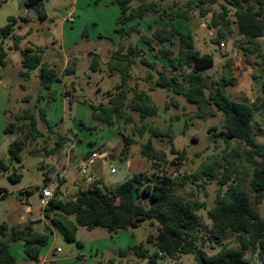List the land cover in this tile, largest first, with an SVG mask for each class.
Here are the masks:
<instances>
[{"label":"trees","instance_id":"1","mask_svg":"<svg viewBox=\"0 0 264 264\" xmlns=\"http://www.w3.org/2000/svg\"><path fill=\"white\" fill-rule=\"evenodd\" d=\"M45 0H24L23 9L26 13L30 9L36 11L33 16L42 21L46 15L40 8ZM133 0H114L119 7L120 16L115 21L113 33L120 39L139 36L141 42L147 45L148 51H153V58L161 59L157 62L141 56L142 49L137 44H128L112 53L105 63L109 73H117L120 83L115 92L106 93V104H88L90 116L93 121L104 126H113L122 121L127 124L133 122L132 114H136L142 122L141 127H136V133L141 137L145 132L148 138L139 147L141 157L148 160L155 169H159L167 162L166 152L158 150L153 145V139H166L170 152L176 157L171 163L178 168L182 165L185 150L174 149V132L171 127L163 130L147 126L144 120L157 115L158 107L152 101L148 91L139 88L126 89L131 78V71L136 64L148 68L145 81L149 82V90L161 89L172 94L173 97H182L184 101L196 109V117L214 115V108L223 116L222 130L219 136L229 146L231 141L243 145V158L251 167V179L248 190L244 188L239 167L231 159L226 160L222 166L216 160L202 163L192 174L195 180H210L219 175L218 182L221 187L226 186L223 193H218L216 204L206 211L210 221L207 240L221 242L227 234L233 235L236 248L226 244L220 245L213 252L204 251L199 245V215L198 210L203 203L186 200L174 191L175 185L183 186L184 179L178 182L169 175L158 174L155 177H145L144 174L134 175L116 187H99L100 180H95L91 187L82 190L76 189L71 197L62 199L54 196L42 208V217L47 222V227L40 229L34 221H26L21 226L8 225L0 222V264H20L19 260L10 250L11 244L20 243L24 261L39 262L42 249L48 244L51 229H56L69 243L82 247L76 238L77 227L92 230L96 227L104 228L110 233L118 230L138 227L142 222L157 224L156 232L149 234L146 243L155 248L150 252L149 247L139 245L128 248L140 259H147L148 264H154L159 257L175 259L181 255H192L195 264H253L246 258V252L251 250L257 253L261 248L264 251V218L259 213L257 206L264 198V142H256L253 137V119L257 111L255 102H242L232 99L225 92V87L232 83L231 74L225 73L220 79L212 82V89H208L205 76L202 72L211 68L214 60L211 54L201 53L194 44L192 34L181 32L173 23L168 27H156L150 38L141 35L140 29L133 24H126L133 19H142L149 13H159L155 3H141L136 8H131ZM220 11L211 13L207 28L215 30L212 43L219 45L220 40L232 33V24L236 26L237 34L242 37V43L256 46L257 41L264 36V0H224ZM192 1L185 5L184 10H163L159 18L187 20ZM233 11L234 21L230 19ZM203 15V12H202ZM30 15L9 16L7 23L0 27V67L7 63V51L18 49L22 36L14 34L21 23H28ZM11 40V45L5 47V41ZM110 41L112 39L109 38ZM155 43L156 47L151 46ZM43 49L38 46L28 47L22 51L21 69L19 75L28 79L33 71H37L38 84L41 90L47 92L48 103L54 100V83L60 81L58 71L50 66L41 56ZM229 67V62H226ZM98 56L94 55L90 64L91 71L98 70ZM67 74H73V68L65 69ZM130 92V96H129ZM70 92L65 90L63 96L68 97ZM41 98L40 96L38 99ZM71 101V100H69ZM177 106L175 100L168 105ZM167 108V105H166ZM35 114L30 109H23L21 114L15 115L13 121L7 123L2 130L3 134L17 132L21 137L10 142L8 154L12 161L20 163L21 152L28 140L36 141L44 136L39 129L40 121H45V111ZM82 126L83 123L80 121ZM185 127V124H184ZM214 128L208 131L212 132ZM123 149L121 154L126 155L128 147L135 143L124 134H121ZM63 138L57 143L61 147ZM54 149L43 148L44 154H54ZM91 152H87L90 155ZM221 169V170H219ZM0 171L8 173L11 182H18L20 175L15 171L10 172V167L0 158ZM237 175V178H233ZM236 179V180H233ZM62 182L58 184L60 188ZM44 185H47V178ZM30 193V190L27 191ZM7 196V191L0 187V200ZM148 197L149 204H143L142 198ZM122 250L120 254H124Z\"/></svg>","mask_w":264,"mask_h":264},{"label":"rangeland","instance_id":"2","mask_svg":"<svg viewBox=\"0 0 264 264\" xmlns=\"http://www.w3.org/2000/svg\"><path fill=\"white\" fill-rule=\"evenodd\" d=\"M189 1H192V4L188 19H176L174 25L181 32L192 34L195 47L202 54L212 55L213 66L202 72L208 89H212V82L220 79L225 73L231 74L233 81L225 87V92L236 101L257 104L253 119V137L256 142H264V36L257 41L256 46H249V50H245L246 44L242 43V37L237 34L236 26L232 24V33L220 40L224 43V48L212 43L215 30L207 28V23L211 13L220 11L221 5L225 4L224 0H133L130 4L132 8L138 7L141 3H155L159 13H149L142 19H133L126 26L136 24L141 35L150 38L156 27H168L172 23L168 18L158 17L163 10H184ZM253 2L254 0L247 1V3ZM72 7L76 9L74 13L76 21L72 25L70 43L77 41L79 49L76 52L77 58L68 60L67 68H75V72L67 74L63 71L62 82L53 84L54 100L49 103L47 92L38 99L32 91L30 100L22 99L21 93L13 88L9 108L7 112L0 114V158L9 165L11 173L15 171L20 175L18 182H11L7 177L8 173L0 171V187L7 191V196L0 200V216L4 212L15 214V217L7 218L8 225L21 226L27 221L28 213L24 212L26 205H30L32 211L40 208L39 190L44 186L46 177H49L47 180L49 183L57 181L59 175L68 174L70 180H66L63 185L67 191V198L74 193L72 184L87 189L95 180H100L99 187L103 189L116 187L132 177L131 171L135 170L134 165L129 168L127 162L120 158L123 149L121 134L135 142L133 144L136 145L132 144L135 150L139 149L140 144L149 136L147 132L141 137L136 133L135 128L142 126L136 114H132V123L118 121L113 126L107 127L92 120L88 104H106V93L115 92L119 85V75L109 73L105 63L121 45L125 47L128 44H137L142 49L141 56L144 58L155 61L158 65L163 61L153 58L154 52L147 50V45L140 41L139 36L132 35L127 39H120L113 33L114 23L119 16V9L114 0H45L40 6L43 11L45 9L46 12L56 15L55 19L60 18ZM22 10L20 0H0V27L7 23L9 16L18 17ZM232 14L231 10L230 19L234 21ZM44 28L60 40L59 25L56 27L45 25ZM10 41V39L5 41V47ZM151 46L156 47V44L153 42ZM56 52H58L56 58H59L57 54H61V51L58 46ZM9 54L10 57L15 56L11 52ZM94 55L98 56L99 61L98 70L95 72L90 69ZM226 62H229V67L225 65ZM55 63L56 70L59 71L62 62L59 60ZM148 71L145 66L136 64L131 71L126 89L133 88L137 84L139 88L148 91L158 107V113L144 120V123L160 130L171 127L174 132V149L185 150L186 157L182 165L176 168L171 163L176 155L170 152L166 139H153L154 147L166 152L167 162L158 170L148 164L147 171L142 174L150 178L158 174H166L177 182L184 179L185 184L175 185L174 191L186 200L203 203V207L198 210V245L204 251L209 253L216 251L222 244L236 248L237 245L233 242L231 234H227L219 243L208 241L206 238L211 224L206 211L216 204L217 194L223 193L226 186L219 185V175L210 180L203 178L195 180L191 174L202 163L209 162V158L218 161L222 166L226 165L227 159H231L239 167L241 174L238 177L242 180L244 188L248 190L252 169L243 158L244 146L238 145L235 141H231L229 146L223 142L218 135L222 130L223 116L214 108L211 109L213 116L207 114L203 118H197L195 107L187 104L182 97H173L171 93L161 89L149 90L150 83L145 81ZM63 84L70 92L68 99L62 95ZM172 99L177 102L176 107L168 105ZM46 106L45 121H40L38 125L44 136L36 141L28 140L21 152L20 163L12 161L8 154V145L21 136L17 132L3 134V128L13 121L15 115L21 114L23 109H30L38 114ZM80 121L83 123L82 126L79 124ZM210 128L214 130L209 132ZM60 138H63L61 147L54 149ZM43 148L54 149V154L46 156L41 152ZM104 148L116 149L113 160H107L106 167H103L99 160H95L93 164L85 162V167H80L88 151ZM37 153L42 157L37 156ZM110 164L113 165L115 173L110 172ZM233 178H237V175ZM28 190L30 193H27ZM141 201L143 204H149L148 197H143ZM257 209L264 218V198ZM156 228V223L151 225L146 221L138 227L121 229L116 233H110L100 227L87 230L78 226L76 238L82 244L80 248L75 243L67 242L56 229H53V235H50L48 244L42 252L51 254L49 252L60 248L61 252L57 253L58 255L74 256L81 252L102 264H148L147 259H138L128 248L142 243L153 252L155 248L146 243V238L149 234H154ZM122 250H125L124 254H120ZM12 251L18 258L17 248L12 247ZM246 258L253 264H258V252L253 253L249 250L246 252ZM154 264H195V262L192 255H181L175 259L159 257ZM261 264H264V252Z\"/></svg>","mask_w":264,"mask_h":264},{"label":"crops","instance_id":"3","mask_svg":"<svg viewBox=\"0 0 264 264\" xmlns=\"http://www.w3.org/2000/svg\"><path fill=\"white\" fill-rule=\"evenodd\" d=\"M23 1L24 0H20L22 6H23ZM43 7L45 6L43 5ZM130 7L132 8L131 5ZM117 8L119 9L118 6ZM42 12L46 15V18L42 21H39L35 17H33L36 14L30 15L29 11L26 13V9H23L19 15V16H26L28 14L32 16V18L29 19L28 23H21L20 26L15 29L14 34L18 36H22L23 39L19 42L18 49L16 50L12 49V50L7 51V63L4 67H0V114H4L5 112H7V109L9 108V104L11 100V91L13 88L21 93L22 99L28 98L30 100L32 99V95H31L32 91H34L36 98H38L39 96L40 97L44 96V92H46L45 90H41V88L39 87L38 79H37V71H33L30 74V77L28 79H23L19 75V71L21 69L22 51L25 48L34 47V46L41 47L43 49L42 54H41L42 58L50 66H54L56 69H57V65L55 62L61 60L62 67L58 71L60 82H62V75H63L62 73L67 68L68 60L77 58L76 52L79 49L78 48L79 43L77 41L70 43L72 25L76 21V17L74 15V13L76 12V9L72 7L69 11H66L60 18L57 17L56 19H55L56 15L54 16L46 12L45 9L44 11L42 10ZM70 16L74 18L73 21H69ZM119 16H120V10H119ZM56 22H57V25H59L60 40H57V38H55V36L52 33H50L44 28L45 25H53L56 27L57 26ZM170 22L174 24L175 20L170 21ZM10 45H11V41L7 44V47H9ZM57 46L60 48V51H61V54H57L59 58H56V53H58L56 52ZM9 52L13 53L15 56L10 57ZM73 69L75 70V68ZM62 88H63L62 90V95H63V92L67 90V87L65 84H63ZM52 89L54 90L53 86H52ZM64 98L68 99V97H64ZM133 145H136V144H133ZM133 145L131 144L128 147L126 155H122L120 153V158H122L124 161L127 162V165L129 168H132V166L134 165L135 170L131 171L132 176L137 175V174H142L144 171H147L148 164H151L148 160L141 157L139 153V149L135 150ZM69 151H71V149H69ZM115 151L116 149L109 150L105 148L101 150H91L90 155L86 156L87 153L84 155V158H83V161L80 167L84 168L85 162L93 164L95 160H99L102 166L106 167L108 165L107 160H113ZM92 155H94V157H92ZM62 168H64V166ZM109 168L111 172V168H113V165L110 164ZM113 173H115V171ZM46 178L47 180H49L48 179L49 177H46ZM66 180H70V177L68 176V174L65 173V175H59L57 178V181L49 182V183L59 184V182L61 181L62 184L60 186V189L67 193L66 188L63 186ZM72 188L74 190L81 189L79 185H76V184H72ZM82 190H85V189H82ZM40 205H41L40 208L35 211H32V208L30 205H26L24 207V212L28 213L27 221L29 220L34 221L36 222V226L38 228L44 229L45 227H47V222L42 217V208L44 205L41 204V198H40ZM8 217H15V214L13 212L12 213L4 212V214L0 216V222H6L8 224V221H7ZM49 230H51L50 235H53V229L49 227ZM12 247L13 249L17 248L18 252L16 254L18 258L14 254L13 255L19 260L20 264H34L33 262L24 261L23 253H22V245L20 243H15L12 245ZM12 247L10 246V250L13 253ZM57 249H60V248H57ZM60 252H56V250H54L52 252H49L51 254H48V252L43 253L41 251L39 255V262L37 264H102L101 262L96 261V260L95 262L91 257L85 256L81 252L76 253L74 256L58 255L57 253H60Z\"/></svg>","mask_w":264,"mask_h":264},{"label":"built area","instance_id":"4","mask_svg":"<svg viewBox=\"0 0 264 264\" xmlns=\"http://www.w3.org/2000/svg\"><path fill=\"white\" fill-rule=\"evenodd\" d=\"M74 18L72 16L69 17V21H73ZM221 48H224L225 45L223 42L219 44ZM94 157V155H92ZM115 170L111 168V172L113 173ZM40 198H41V204L45 205L49 199H51L54 196H58L62 199H66V192L62 191L60 188H58L57 183H49L47 185H44L39 190ZM68 199V198H67ZM56 252H60V249H57Z\"/></svg>","mask_w":264,"mask_h":264},{"label":"water","instance_id":"5","mask_svg":"<svg viewBox=\"0 0 264 264\" xmlns=\"http://www.w3.org/2000/svg\"><path fill=\"white\" fill-rule=\"evenodd\" d=\"M29 14L30 15H35L36 14V11L34 9H30L29 10ZM36 155L39 156V157H42V155L39 154V153H37ZM263 252L264 251L261 248L258 249V264H261V257L263 255Z\"/></svg>","mask_w":264,"mask_h":264}]
</instances>
